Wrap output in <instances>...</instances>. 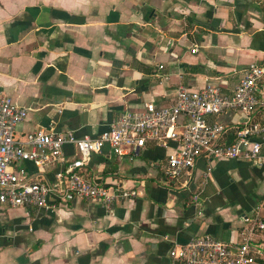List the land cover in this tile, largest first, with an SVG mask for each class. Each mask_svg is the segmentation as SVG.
<instances>
[{
    "label": "crops",
    "instance_id": "1",
    "mask_svg": "<svg viewBox=\"0 0 264 264\" xmlns=\"http://www.w3.org/2000/svg\"><path fill=\"white\" fill-rule=\"evenodd\" d=\"M262 61L263 0H0V95L28 109L20 134L97 138L125 111L174 102L180 85L231 93ZM259 98L250 117L264 123V78ZM207 118L226 124L222 141H231L248 117ZM179 147L94 152L85 177L139 191L111 207L66 193L57 174L78 157L71 143L61 160L13 163L51 191L45 207L0 206V264H169L173 244L199 234L241 242L256 206L264 211V163L202 155L191 175L169 180L167 158ZM255 243L264 250V229H255Z\"/></svg>",
    "mask_w": 264,
    "mask_h": 264
},
{
    "label": "built area",
    "instance_id": "2",
    "mask_svg": "<svg viewBox=\"0 0 264 264\" xmlns=\"http://www.w3.org/2000/svg\"><path fill=\"white\" fill-rule=\"evenodd\" d=\"M263 78L264 61L250 64L231 93H224L215 84L200 89L180 85L174 102L158 105L151 101L143 111H125L97 138L77 137L71 130L39 129L20 134L17 127L27 117L28 109L17 105L8 95H0V206H47L51 188L42 180L30 179L24 167L16 169L13 163L31 160L45 165L61 160L67 143L76 147L78 157L66 165L64 172L57 174L66 180V193L86 199L98 198L106 207L117 200L135 197L139 191L109 187L81 173L91 155L105 144L122 156L139 152L147 143L167 147L171 140L177 141L180 147L169 154L164 168L169 180L191 175L197 158L202 155L245 158L263 164L262 143L257 138L264 140V123L250 117L260 103ZM228 110H238L248 118L236 127L231 141H222L227 125L210 122L207 116ZM197 197L198 194L194 196ZM255 211L251 224L243 230L241 242L225 241L209 233L199 234L186 243L173 244L169 264H257L264 250L255 243V229H264V211L261 205Z\"/></svg>",
    "mask_w": 264,
    "mask_h": 264
}]
</instances>
